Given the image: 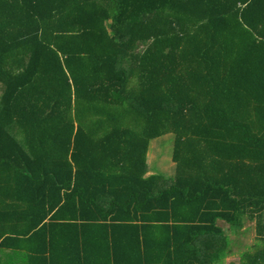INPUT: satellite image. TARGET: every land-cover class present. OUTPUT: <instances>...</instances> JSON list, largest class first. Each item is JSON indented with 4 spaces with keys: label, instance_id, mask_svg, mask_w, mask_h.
<instances>
[{
    "label": "trees",
    "instance_id": "obj_1",
    "mask_svg": "<svg viewBox=\"0 0 264 264\" xmlns=\"http://www.w3.org/2000/svg\"><path fill=\"white\" fill-rule=\"evenodd\" d=\"M246 216L228 264H264V0H0V251L224 264Z\"/></svg>",
    "mask_w": 264,
    "mask_h": 264
},
{
    "label": "rangeland",
    "instance_id": "obj_2",
    "mask_svg": "<svg viewBox=\"0 0 264 264\" xmlns=\"http://www.w3.org/2000/svg\"><path fill=\"white\" fill-rule=\"evenodd\" d=\"M146 46V43L143 44ZM173 135L167 134L161 137H158L151 142L150 152L148 156L149 175H153L155 173L161 174L166 178H172L175 174V163L172 160L173 153ZM246 228L242 231V229H235L231 227H225L226 233L229 235H235L237 241H241L240 244H235V249L238 250V254L233 253L232 263H239V257L244 251L250 250L252 246L256 242V231H255V221L250 220L249 218H245ZM232 241V240H231ZM232 246V247H233ZM233 249V248H232ZM244 250V251H243Z\"/></svg>",
    "mask_w": 264,
    "mask_h": 264
},
{
    "label": "crops",
    "instance_id": "obj_3",
    "mask_svg": "<svg viewBox=\"0 0 264 264\" xmlns=\"http://www.w3.org/2000/svg\"><path fill=\"white\" fill-rule=\"evenodd\" d=\"M153 140H152V142H153ZM245 228H246V224L244 225V227L241 228L242 231L245 230ZM228 237H229V240L231 243V249L233 248L232 249L233 252L225 258L224 264H228V263L233 262V259H235V257L232 256L233 253L238 254L237 253L238 250H236L235 246H233V245H235V244L237 245V244L242 243L241 241H237L238 238L236 240L235 235H232V236L229 235ZM61 256H62V254H61ZM75 259H76L75 255H73L72 257H70L67 260H64L63 262L60 261L59 264H72L73 262H76ZM239 259H240V257H239ZM0 264H42V261L38 260V259H32L31 260L30 256L27 255L24 251L2 250V251H0Z\"/></svg>",
    "mask_w": 264,
    "mask_h": 264
}]
</instances>
